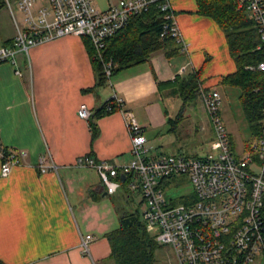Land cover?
I'll return each mask as SVG.
<instances>
[{"label": "crops", "instance_id": "0c3cea01", "mask_svg": "<svg viewBox=\"0 0 264 264\" xmlns=\"http://www.w3.org/2000/svg\"><path fill=\"white\" fill-rule=\"evenodd\" d=\"M91 1L96 8L105 9L115 0ZM8 8L13 27L6 30L4 22L0 23V44L11 41L16 29ZM168 8L180 32L178 52L166 57L155 50L148 60L111 74V84L97 83L82 36L68 34L35 44L28 48L27 56L18 52L19 73L8 61H0V143L26 151L6 176L0 175L3 262L114 264L105 234L117 227L120 214L142 204L139 187L132 173L120 174L124 182L108 193L94 168L74 163L82 154L119 164L129 160V137L121 113H95L113 92L122 98L123 107L133 112L131 101L145 103L154 93L162 97L165 88H158L156 80L185 77L199 69L198 86L216 89L220 104L233 89L237 98L238 88L220 83L235 65L216 21L200 14L195 0H168ZM18 24L22 25V19ZM195 100L197 103L183 100L176 128L185 135L189 131L202 133L208 140V152L213 147L211 129L198 97ZM82 102L90 109L87 119L76 114ZM186 109L189 112L184 114ZM239 109L242 112L240 105ZM136 119L143 128L146 146L158 152L159 142L155 139L154 143L142 121ZM243 121L245 132L239 145L223 122L231 149L239 156L247 150L245 143L250 137L244 115ZM39 155L51 158L57 171L39 172L34 166ZM248 166L257 170L256 161ZM85 234L91 235L88 252L79 245L80 236ZM167 247L160 244L158 248Z\"/></svg>", "mask_w": 264, "mask_h": 264}, {"label": "built area", "instance_id": "2783aa9c", "mask_svg": "<svg viewBox=\"0 0 264 264\" xmlns=\"http://www.w3.org/2000/svg\"><path fill=\"white\" fill-rule=\"evenodd\" d=\"M153 1L115 0L98 9L91 0H16L22 25L15 21L11 41L0 44V61H8L19 73L18 52L27 56L28 48L35 44L68 34L83 36L92 45V58L100 62L105 82L111 84L113 61L102 55L104 39ZM157 1L161 10H167L168 33L178 40L180 32L168 10V0ZM234 3L251 19L257 33L255 47L264 52V0ZM249 67L264 71V58ZM197 95L213 138V147L205 154L162 153L148 148L142 126L113 92L103 109L121 113L129 137V160L119 164L82 154L74 163L94 168L108 193L120 185L119 174L134 175L142 198L141 219L159 244L171 248L174 259L168 264H250L258 255L264 262V96L260 134L239 156L229 144L219 111V92L199 85ZM76 114L87 119L90 109L79 103ZM25 154L24 149L0 143V175L6 176ZM251 161H256L257 170L249 168ZM34 166L39 172L57 171L53 160L43 155ZM170 181L178 186L184 181L190 186L178 195L177 202L167 193ZM90 239L89 234L80 236L82 250L88 252Z\"/></svg>", "mask_w": 264, "mask_h": 264}, {"label": "trees", "instance_id": "16d2710c", "mask_svg": "<svg viewBox=\"0 0 264 264\" xmlns=\"http://www.w3.org/2000/svg\"><path fill=\"white\" fill-rule=\"evenodd\" d=\"M195 1L197 11L214 19L224 33L228 53L234 61L235 69L223 75L220 83L238 88L237 99L250 130V137L245 145L250 149L251 143L260 134L264 96V71L249 67L264 58V52L255 47L257 33L249 16L245 11L236 8L234 0ZM4 2L0 0V7ZM166 11L159 8V1L150 2L144 10L131 14L120 29L104 39L102 55L105 59L113 61L112 74L127 66L148 60L155 50H161L166 57L178 52L175 37L166 29L170 20L164 16ZM84 39L93 62L95 59L92 58V45L87 38ZM9 42L7 39L2 44ZM95 71L97 83L104 84L105 76L97 60ZM199 71L195 70L185 77L174 75L169 80H156V85L160 89L171 88L181 95L183 100H193L198 97ZM105 103L106 101L95 111L96 114L108 112L103 109ZM111 105L115 107L114 103ZM90 125L91 128L92 124ZM229 144L231 147V142ZM118 178L120 183L124 182L120 174ZM105 236L110 246L109 257L114 264H155V251L160 244L155 240L154 234L145 228L141 212L137 209L120 214L117 227L108 231ZM0 264L7 263L0 260Z\"/></svg>", "mask_w": 264, "mask_h": 264}, {"label": "rangeland", "instance_id": "374dc122", "mask_svg": "<svg viewBox=\"0 0 264 264\" xmlns=\"http://www.w3.org/2000/svg\"><path fill=\"white\" fill-rule=\"evenodd\" d=\"M4 5L0 8V23L4 22L6 30H9L12 25V17L9 13V8L4 0ZM11 8V13L15 20L21 22V12L17 6L16 0H7ZM94 68H96V60L93 61ZM233 89V93L225 95L220 104V112L222 121L226 123V126L235 137V142L239 145L242 132H245L243 126V115L239 109L237 103L236 93ZM193 102L195 99L190 100ZM183 98L178 93H175L171 88H165L164 94L160 98L156 93L148 95L146 102L142 100L131 101L130 107L133 110V114L138 117L144 124L145 132L149 138L155 143V139L159 142V151L162 153H181L185 155H202L207 152L208 140L204 139L202 133H196L189 131L186 135L181 133L176 128L177 118L179 111H182ZM189 112L185 110L184 114ZM183 113V111H182ZM182 123V121H180ZM179 123V124H180ZM178 124V125H179ZM229 124V125H227ZM238 130H241L238 133ZM172 139V142H169ZM168 140V141H167ZM167 144V145H165ZM167 146V147H166ZM181 180H185L182 179ZM190 188L187 182L181 181L178 186L173 181H170L167 186V193L173 195L179 201L178 195L187 191ZM138 212H141L143 205H138ZM168 248V247H167ZM173 253L170 247L168 249L157 248L155 251L154 262L155 264H166L168 261H172ZM250 264H264L263 259L258 255L254 261Z\"/></svg>", "mask_w": 264, "mask_h": 264}, {"label": "water", "instance_id": "95a60500", "mask_svg": "<svg viewBox=\"0 0 264 264\" xmlns=\"http://www.w3.org/2000/svg\"><path fill=\"white\" fill-rule=\"evenodd\" d=\"M122 176V175H121Z\"/></svg>", "mask_w": 264, "mask_h": 264}]
</instances>
